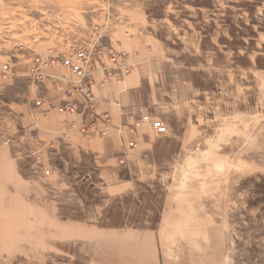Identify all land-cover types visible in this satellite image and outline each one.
<instances>
[{
    "label": "rangeland",
    "instance_id": "374dc122",
    "mask_svg": "<svg viewBox=\"0 0 264 264\" xmlns=\"http://www.w3.org/2000/svg\"><path fill=\"white\" fill-rule=\"evenodd\" d=\"M90 50L100 86L143 77L120 159L79 143L107 125L50 128L28 73ZM0 264H264V0H0Z\"/></svg>",
    "mask_w": 264,
    "mask_h": 264
},
{
    "label": "crops",
    "instance_id": "0c3cea01",
    "mask_svg": "<svg viewBox=\"0 0 264 264\" xmlns=\"http://www.w3.org/2000/svg\"><path fill=\"white\" fill-rule=\"evenodd\" d=\"M51 67H47L45 71L47 73L50 72ZM56 72V71H55ZM63 72L62 70H58L56 74L60 75ZM143 77L140 75V72L131 73L129 76L125 77L124 80L118 84L114 82H107L103 86H100L99 81H95L92 85L93 94L96 97L95 103V113L102 114L104 111H108L112 116V123L108 126L109 135L105 138L87 139L84 140L80 138V144L86 146L89 144H95L99 146L101 152L103 154H110V156L116 157L117 159L126 157V151L129 149L132 150L133 146L148 144L150 142L149 138V127L145 125H150L148 122L144 121V127L141 129H137V132H134L133 135L127 133V115L125 112L133 111L138 116L142 115L145 118L150 117V120L153 119L152 112L148 109V106L144 107L143 105H132L131 102V94L134 91H141L143 86L142 84ZM50 81H47L43 89V95L46 96L53 105H56L61 102V90L56 89L53 84H50ZM54 114L48 115L47 124L51 127L55 126V130L62 133L63 130V120H74L75 129L79 128L86 120L81 116L73 115L71 113H56L54 110H51ZM52 113V112H51ZM149 119V118H148ZM44 126V125H43ZM43 128V127H42ZM120 130V131H119ZM142 130V131H141ZM78 131V130H76ZM74 131V132H76ZM74 134V133H73ZM76 137V136H75ZM74 140V136H72ZM78 138V137H77ZM75 138V139H77ZM87 139V140H86ZM91 140V141H90ZM84 142V143H83ZM133 143V144H131ZM126 154H125V153ZM113 171L112 169H110ZM117 170V169H116ZM15 171L16 166H15ZM101 171V170H100ZM103 171V170H102ZM119 171H114L115 178L117 182L126 183L125 179H121L119 176ZM19 175V174H18Z\"/></svg>",
    "mask_w": 264,
    "mask_h": 264
},
{
    "label": "built area",
    "instance_id": "2783aa9c",
    "mask_svg": "<svg viewBox=\"0 0 264 264\" xmlns=\"http://www.w3.org/2000/svg\"><path fill=\"white\" fill-rule=\"evenodd\" d=\"M78 59L80 64L71 63L68 59L62 60L64 66H67L72 74L70 76H56L46 73L45 69L54 64H59V60L53 59L49 56H35L31 67L28 69V73L35 84L42 83L44 80L51 78L57 89L61 90V87L63 88L65 99L56 106V110L59 113L62 114V112H66L81 116L86 120L83 123L84 128L92 129L102 136H105V126L110 125L112 116L108 111H104L102 114H97L94 110L97 100L93 94L91 86L94 83V75L97 68L95 67L96 63L93 62V58L91 57V50L87 54H83L82 57H78ZM7 68L8 66L5 65L4 70ZM101 72H103V77L101 79L102 85L113 76L116 77L119 75L109 71L105 66H102ZM75 95H77L76 98H74ZM33 100L37 107L45 105L44 101L39 97H34ZM153 124L156 126L159 133L166 129L161 122H154ZM73 127H75L74 120H63V136H68L69 132L67 129ZM33 137H36V135L34 134Z\"/></svg>",
    "mask_w": 264,
    "mask_h": 264
},
{
    "label": "trees",
    "instance_id": "16d2710c",
    "mask_svg": "<svg viewBox=\"0 0 264 264\" xmlns=\"http://www.w3.org/2000/svg\"><path fill=\"white\" fill-rule=\"evenodd\" d=\"M126 198H127V195L125 194V195H121L120 197H115L114 201H115V203L122 204L123 200H125ZM114 207H115V209L112 208V205H111L110 209L108 208L109 210H105V212H106V211L110 212V211H112V210H116V209L118 208L117 206H114ZM108 217L111 218V212H110V215H109ZM99 226H100V227H103V228H109V227H123L122 224L117 223V222L114 221V220L111 221V222H109V223H102V224H100Z\"/></svg>",
    "mask_w": 264,
    "mask_h": 264
}]
</instances>
